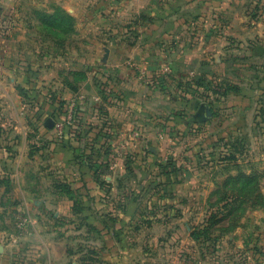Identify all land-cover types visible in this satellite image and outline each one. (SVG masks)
I'll list each match as a JSON object with an SVG mask.
<instances>
[{
  "label": "crops",
  "instance_id": "obj_1",
  "mask_svg": "<svg viewBox=\"0 0 264 264\" xmlns=\"http://www.w3.org/2000/svg\"><path fill=\"white\" fill-rule=\"evenodd\" d=\"M7 1V12L13 15L14 19L15 5L10 0ZM30 1L33 4L34 1ZM51 1L56 3V14L69 15L75 19L68 25L72 40L70 47L66 41L48 45L51 40L46 32L41 31L52 28H46L43 23L23 25L26 31H35L29 33L34 35L25 34L23 37H17V34L13 33L17 28L14 20L0 23V29L5 24L4 29L12 32L10 38L0 36V114L7 111L8 115L6 118L0 116V264L75 263L74 259L73 261L70 259L71 255L64 246L67 234L63 235V231L59 232L56 229L45 230L40 225L43 219L46 220L43 215H23V218H28L29 224L34 218V222L38 223L35 225L37 226L35 230L16 232L10 224L15 220L10 212L12 210L14 212L16 206L26 210L33 204L30 192L33 153L28 150V142L32 137L30 133H35L38 129L42 130V125L47 143L41 153L49 156L50 162H55V166L42 168L46 171L47 177H55L57 182L58 175L62 177L65 172H70L72 175H77L80 171L83 174L92 173L90 166L79 169L81 165L79 161L82 160L79 156L76 158L79 163L75 171L73 168L70 170L69 164H66V161L70 160L69 152L65 150V146L69 149L68 143L62 144L64 140H60L62 143L58 142V138H62L60 134L54 138V122L49 119L42 122V119L48 115H50L48 118H51L59 114L56 100L84 95L83 110L93 107V113L84 114L85 121L80 122L78 130L65 134L66 138L73 139L70 143L75 148L87 145L86 147L91 149L89 145H96L101 134L111 135L114 138L116 130L119 129L120 138L118 140L114 138L110 143L113 147L121 143L124 148L117 153L111 146L107 180L113 182L120 176L124 179V183H127L123 176L132 173L133 169L137 171L145 162H140V159L144 158L142 143L144 144L145 140L142 132L137 129L142 124L141 115L144 113L142 110L147 108L144 104L147 98L144 97L145 95L152 99L163 97L159 96L160 92L155 89L153 80L146 81L152 77L146 69L150 60L148 57L157 52V44L172 38L173 35L180 36L179 38L184 40L188 35L187 31L192 30L194 22H199L201 29L215 30L214 39L213 36L209 38L207 35H201L200 41L201 44L206 45L205 51L210 50L208 46L215 45V58L222 72L232 73L235 79L241 81L248 80V83H244L245 87H240L238 91L227 89L222 92L224 97L231 95V98L236 99L235 96L243 98L240 102L233 101L226 109L228 116L236 119L233 123L235 128L243 126V119L247 116L246 111L264 109V0ZM45 5L47 7L41 12L45 16L52 14L54 8L48 7L47 3ZM145 15L151 16L153 20L141 21ZM148 32L150 38L143 39L144 34ZM94 33L105 34L102 36V42L82 40V37L88 38L91 34L94 37ZM178 40L171 44L176 45ZM81 43L88 49L81 50L83 46ZM165 60L169 63L171 58ZM84 64V69L88 71L83 69ZM231 65L235 68L232 69ZM159 70L167 71L164 67H160ZM235 82L238 81H234V84ZM16 87L25 88L28 93L37 96L36 102L41 109L36 115L41 121H33L31 118L26 120L19 116L21 114L19 112L26 111L27 105L21 101ZM99 92L104 95L102 106L108 112L105 114L103 130L96 126L99 120L95 106L101 107L99 101H95ZM49 93L52 100L51 97L49 98ZM114 96L118 97V106L115 105ZM35 109L38 110L37 107ZM133 123L136 124L131 127ZM262 138L264 139V130ZM131 148L134 149V153ZM150 153L154 154V149ZM259 154L260 166L254 163L251 165L241 163L233 166L230 172L228 169L222 168V170L227 173L226 177H235L241 173L256 175L258 181L261 178L259 187L264 194V151ZM220 163L221 166L224 164ZM162 167L164 163L161 166L164 176L172 174L173 171ZM142 170H145L144 166ZM141 173L143 172L140 171V175ZM145 187L146 185L135 186L139 189ZM160 187L164 190L170 188L175 190L178 187L190 188V184L182 179L178 182L163 183ZM126 204L129 202L123 206ZM125 217L118 215L116 218L123 220ZM52 218L56 219L57 214ZM134 218L138 219L140 216L136 215ZM250 222L251 228L248 230L237 226L230 232L224 231L219 234L216 246L210 248L214 252L211 254L212 261L204 264H264V214H253ZM105 232L109 233L108 230ZM115 233L117 239L104 247L107 250L105 257L107 262L104 264H137L133 263L132 257L129 256L132 254L137 257L139 253L144 256V250L141 251L143 248L138 247V244L136 246L133 244L134 249L132 244L130 247H125L123 244L125 233L120 230H116ZM112 234L111 230L108 234L110 238ZM186 234L192 240L190 231ZM207 249H209L207 246L204 247V250ZM143 262L140 264H201L200 261L189 259L175 263Z\"/></svg>",
  "mask_w": 264,
  "mask_h": 264
},
{
  "label": "rangeland",
  "instance_id": "obj_2",
  "mask_svg": "<svg viewBox=\"0 0 264 264\" xmlns=\"http://www.w3.org/2000/svg\"><path fill=\"white\" fill-rule=\"evenodd\" d=\"M33 1L32 4L30 0H10L16 8L13 19V15L7 12L8 1L0 0V23L14 20L17 28L13 33H16L17 37L35 33V31H26L23 25L43 23L46 28H52L41 31L46 32L51 40L48 45L66 41L70 47L72 40L68 25L75 19L69 15L67 17L56 14V3L51 0L49 2ZM45 3L48 7L54 8L52 14L47 16L41 12L44 7H47ZM149 20L153 19L145 15L141 21ZM4 28H6L5 24L0 29V36L10 38L12 32ZM186 34L188 35L184 40L180 39V36L173 35L172 38L157 44V52L148 57L150 60L146 69L152 77L145 80H153L155 89L160 92L159 96L163 97L157 99L149 98L147 95L144 97L147 98V102L144 103L147 108L142 110L144 111L141 115L142 124L137 129L142 132L145 140L144 144L142 143L145 153H141L144 158L140 159V162L145 161L142 163L145 170L139 166L137 171L133 169L132 173L123 176L127 183H124V179L120 176L113 182L107 180L110 171L108 167L109 154L112 153L111 146L117 153L124 148L121 143L116 147L110 143L114 138L115 140L120 138L119 129L116 130L114 138L111 135L101 134L96 145H89L91 149H88L87 145L75 148L70 143L73 139L66 138L65 134L78 130V125L80 128V122L82 123L86 117L84 114L93 113V107L83 110L84 95H76L71 99H58L56 103L59 114L51 118H48L50 116L48 115L42 119V122L48 119L54 122V138L60 134L62 138L57 137L58 142L62 143L60 140H64L62 144L68 143L69 149L65 146V150H68L70 160L66 161V164H69L70 170L73 168L75 171L80 162L79 169L90 166L92 173L83 174L80 171L79 174L72 175L70 172H65L62 177L58 175L57 182L55 177H47L46 171L42 168L55 166V162H50L49 156L41 153L47 143L43 132L44 127L42 125V130H35L38 135L29 132L33 137H30L28 142V150L33 153L30 169L32 175L30 192L33 204L26 210L16 206L14 212L13 210L10 212L15 218L10 223L13 230L16 232L35 230L37 227L35 225L38 223L34 222V218L33 222L25 228L17 226V218L28 214L43 215L46 220L43 219L40 225L45 230L56 229L59 232L63 231V235L67 234L64 246L71 255L70 259H74V264L107 262L105 259L107 250L104 247L117 239L116 230L125 233L123 239L125 247L138 244V247L143 248L140 250H144V256L141 253L137 257L132 254L127 255L129 258L132 257L133 263L140 264L143 261V263L157 261L175 263L189 259L204 264L212 261L211 254L214 252L210 248L216 246L219 234L227 230L230 232L237 226L248 230L251 228L252 215L264 214V207L238 206V209L234 211L233 206H222L221 202L230 197L231 193L222 189L227 178L225 170L228 169L230 172L233 166L241 163L247 165L254 163L260 166L259 153L264 151L262 138L264 109L246 111L247 116L243 119V126L235 128L233 123L236 119L228 116L226 109L233 101L240 102L243 98L238 96H235L236 99L231 98L230 94L224 97L222 92L227 89L238 91L240 87H245L244 83H248V80L241 81L235 79L232 73L222 72L215 58L214 44L208 46L209 51H205L206 45L201 44L200 37L207 35L209 38L213 36L214 39L215 30L205 31L199 27V22H194L192 30H188ZM32 35L34 34H29V36ZM93 35L94 37L92 34L88 38L82 37V40L100 43L105 34L94 33ZM150 36L148 32L142 38L146 40ZM177 39H179L177 44L172 45L171 43ZM81 44L83 45L81 50L88 49L83 43ZM168 54L169 57L166 56ZM167 58H171L169 63L165 60ZM160 67L166 68L167 71L160 72ZM231 68L235 67L231 65ZM84 70L88 71V69ZM234 81L238 82L234 84ZM16 91L21 96V101L27 105L26 111L19 112L21 113L19 116L26 120L31 118L33 121H41L36 115L41 109L36 102L37 96L28 93L22 87H16ZM98 94L95 101H99L101 107L95 106L99 120L96 126L103 130L105 114L108 112L102 106L103 93ZM48 95L50 98V93ZM72 101L77 103L78 114L74 123L75 128L65 122L68 105ZM117 102L118 97L115 99V105L118 106ZM203 102L211 107L213 117L202 121L197 114L201 112L200 104ZM0 116L6 118L7 111ZM135 124L133 123L131 127ZM153 149L154 154L150 153ZM131 151L134 153V149L131 148ZM78 156L82 158L79 162L76 159ZM220 162L224 164L221 166ZM163 163L162 168H168L173 171L172 174L165 176L162 174ZM140 171L143 172L141 175ZM182 179L190 184V188L178 187L175 190H172L173 188L164 190L160 187L163 183L178 182ZM136 185L139 187L146 185V187L139 189L135 188ZM260 192L263 194L261 190ZM126 202L129 204L123 206ZM55 214H57L56 219L52 218ZM118 215L126 217L123 220H117ZM136 215L140 218L135 219ZM106 230L109 233L113 231L111 238L109 233L105 232ZM188 231L191 233L192 240L186 234ZM193 235H197V238ZM160 246H162L161 249H159ZM206 246L209 251L204 250ZM132 248L134 249V246Z\"/></svg>",
  "mask_w": 264,
  "mask_h": 264
},
{
  "label": "trees",
  "instance_id": "obj_3",
  "mask_svg": "<svg viewBox=\"0 0 264 264\" xmlns=\"http://www.w3.org/2000/svg\"><path fill=\"white\" fill-rule=\"evenodd\" d=\"M224 186V187H223ZM222 189L230 193V197L221 200L222 206L231 205L234 211L242 206L264 207V195L260 192L259 181L256 175L239 174L238 176H228ZM253 193V195H251ZM228 231V230H227ZM197 238V235H193Z\"/></svg>",
  "mask_w": 264,
  "mask_h": 264
},
{
  "label": "built area",
  "instance_id": "obj_4",
  "mask_svg": "<svg viewBox=\"0 0 264 264\" xmlns=\"http://www.w3.org/2000/svg\"><path fill=\"white\" fill-rule=\"evenodd\" d=\"M78 112H77V103L76 101H72L69 105H68V109H67V113H66V118H65V122L66 124H70L72 126L75 127L76 123V116H77ZM29 224V220L28 218H23V216H19L18 217V221H17V226L19 228H25L26 225Z\"/></svg>",
  "mask_w": 264,
  "mask_h": 264
},
{
  "label": "water",
  "instance_id": "obj_5",
  "mask_svg": "<svg viewBox=\"0 0 264 264\" xmlns=\"http://www.w3.org/2000/svg\"><path fill=\"white\" fill-rule=\"evenodd\" d=\"M200 109L201 112L197 115H199L200 119L203 120H208L211 119L213 116V112L211 110V107L207 103H201L200 104Z\"/></svg>",
  "mask_w": 264,
  "mask_h": 264
}]
</instances>
